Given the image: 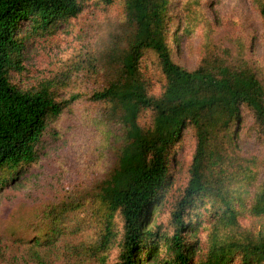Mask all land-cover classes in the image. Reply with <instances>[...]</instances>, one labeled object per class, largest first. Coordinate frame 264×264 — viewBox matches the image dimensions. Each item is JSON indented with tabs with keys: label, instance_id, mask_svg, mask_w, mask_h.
Returning a JSON list of instances; mask_svg holds the SVG:
<instances>
[{
	"label": "trees",
	"instance_id": "obj_1",
	"mask_svg": "<svg viewBox=\"0 0 264 264\" xmlns=\"http://www.w3.org/2000/svg\"><path fill=\"white\" fill-rule=\"evenodd\" d=\"M201 1L0 0V188L41 162L53 124L82 99L79 92L62 99V91L83 75L95 85L90 100L102 107L90 121L106 144L112 139L114 157L93 192V214L103 228L98 248L118 244L119 215V264H264V225L257 230L242 222L247 213L264 217V180L258 184L264 161L244 156L238 144L242 106L253 112L264 139V64L240 33L219 43L206 34L196 68L180 65L183 39L193 43L206 19ZM93 2L117 10L106 37L66 74L29 90L15 85L28 42L70 25ZM250 2L264 20V0ZM187 130L195 140L189 182L173 208V236L161 239L148 225L169 189L170 157ZM74 203L66 199L61 213ZM49 216L54 222L62 217ZM196 226H204L205 247L191 242ZM58 235L57 227L37 235L30 250L58 251ZM161 240L166 257L158 255Z\"/></svg>",
	"mask_w": 264,
	"mask_h": 264
},
{
	"label": "rangeland",
	"instance_id": "obj_2",
	"mask_svg": "<svg viewBox=\"0 0 264 264\" xmlns=\"http://www.w3.org/2000/svg\"><path fill=\"white\" fill-rule=\"evenodd\" d=\"M250 3V0H202L206 19L197 27L193 43L183 39L176 53L178 63L191 70L196 68L200 43L206 40V34L219 43L223 38H236L243 33L252 43L254 55L264 64V20ZM117 19V10L106 11L93 2L70 25L60 26L48 37L32 39L25 51V71L14 75L15 85L29 90L58 74H66L106 37V24ZM28 26L22 25V30ZM171 41L177 48L172 34ZM73 80L74 83L62 91V99H69L77 92L82 94V99L53 124L41 148V162L30 168L22 179L0 188V264H119L124 236L121 218L117 215L118 244L102 252L98 247L103 228L100 219L93 214L94 189L114 164L110 154L112 139L107 137L106 144L101 129L90 121L94 114L102 111L101 106L90 100L95 85L83 75H75ZM160 88L158 84V91ZM238 144L244 156L264 161V139L247 106L241 108ZM194 150L193 132L187 130L170 157L169 189L148 225L161 239L173 236L171 216L177 198L189 182ZM258 173L259 184L264 180L263 165ZM66 199L75 203L72 209L67 207L68 210L61 213ZM78 202L82 207H75ZM51 213L62 217L54 222L49 216ZM249 216L247 213L242 217L244 225L260 230L264 217ZM54 227L60 231L56 243L58 251H31L29 241ZM203 228L196 226L190 234L194 236L192 244L196 238L206 246ZM164 243L161 240L157 249L160 257L167 256Z\"/></svg>",
	"mask_w": 264,
	"mask_h": 264
}]
</instances>
